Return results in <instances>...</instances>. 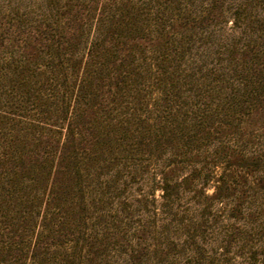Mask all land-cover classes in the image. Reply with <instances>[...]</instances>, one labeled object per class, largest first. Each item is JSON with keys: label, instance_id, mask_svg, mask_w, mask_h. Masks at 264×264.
Segmentation results:
<instances>
[{"label": "rangeland", "instance_id": "1", "mask_svg": "<svg viewBox=\"0 0 264 264\" xmlns=\"http://www.w3.org/2000/svg\"><path fill=\"white\" fill-rule=\"evenodd\" d=\"M0 264H264V0H0Z\"/></svg>", "mask_w": 264, "mask_h": 264}]
</instances>
